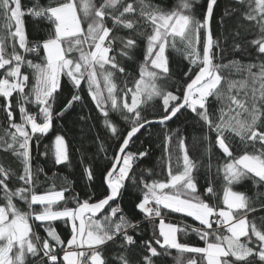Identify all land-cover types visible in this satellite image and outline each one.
<instances>
[{
    "label": "snow or ice",
    "instance_id": "6c2138e0",
    "mask_svg": "<svg viewBox=\"0 0 264 264\" xmlns=\"http://www.w3.org/2000/svg\"><path fill=\"white\" fill-rule=\"evenodd\" d=\"M235 3L240 7L226 9L225 16L239 12L243 21L256 27L257 35L248 43L260 58L259 64L230 62L247 72L241 80H226L221 74L223 66L216 63L224 51L213 31L218 0H203L202 4L200 0H180L174 9L153 0H49L47 4L35 0L28 7L23 0H0V19L4 21L0 31V111L8 129L14 130L7 131L10 140L4 144L22 164V172L15 178L17 187H12L10 170L0 166V264H61V254L62 264H108L104 253L109 244L124 250L118 258L120 264H132L128 254L141 248L143 260L136 264H154L152 258L168 249L194 254L188 264H264V223L249 219L257 205L264 210V0ZM27 17L45 30L42 35L35 39L29 35ZM118 31L122 34L117 35ZM138 37L144 40V56L139 78L130 85V73L120 58H132L140 46ZM233 47L242 49L235 37ZM169 49L181 51L190 64L183 73L182 95L179 87L173 92L157 83L172 79ZM33 54L41 62H34ZM25 68L32 70L31 77ZM117 73L125 82L123 87L117 83ZM64 77L72 86L70 98L57 107ZM85 84L111 133L109 138L118 143L110 157L106 154L111 163L103 174L102 197L89 195L82 200L79 195L72 196L75 206L70 207L69 188L36 190L32 144L38 150L55 120L83 100ZM156 97L162 100L163 112L149 119L141 106ZM185 111L207 128L205 139L215 133L214 146L226 158L219 169L226 182L223 208L212 202L213 180L200 192L196 164L182 136L178 139L182 156L173 166L170 145L178 133H165L164 179L135 175L137 161L149 155L146 150H131L137 134L154 124L167 129L168 122ZM113 113L129 122L130 128L121 130ZM231 137H238L245 149L251 146L255 151L235 155ZM54 147L55 164L70 163L63 135L55 136ZM85 176L89 182L95 180L90 166L85 168ZM244 180L252 181L255 199L233 189ZM129 184L140 193L135 209L149 223L159 218L155 245L163 253L151 241L137 239L141 223L135 220L136 213L130 217L118 203ZM18 202L26 204L29 211H22ZM37 205L39 210L34 208ZM172 213L191 217L200 227L182 220L166 223L165 217ZM56 222L68 229L67 237L62 238ZM37 226L44 236L36 231ZM189 229L199 235L204 246L178 239V234H187Z\"/></svg>",
    "mask_w": 264,
    "mask_h": 264
},
{
    "label": "trees",
    "instance_id": "16d2710c",
    "mask_svg": "<svg viewBox=\"0 0 264 264\" xmlns=\"http://www.w3.org/2000/svg\"><path fill=\"white\" fill-rule=\"evenodd\" d=\"M26 7L35 3V0H23ZM42 4H47L49 0H40ZM180 0H153L154 4L166 6L168 9H174L178 5ZM203 3V0H200ZM240 5L235 3V0H218V7L215 9V20L213 22V31L215 38L218 39L220 47L224 50L222 56L218 57L216 63L222 65L221 74L226 80H241L247 76L246 71H240L237 67L233 66L230 62H237L239 64L260 63V58L257 56L251 45L248 43L257 35V29L254 25L249 24L241 19L240 13L230 14L225 16V10H231L233 8H239ZM199 11V9H198ZM223 17V27H221V18ZM4 21L0 19V31L3 29ZM27 29L29 35L35 39L38 35H42L45 31L41 27H38V22L33 20L32 17H27ZM140 30H144V25H140ZM126 31V30H125ZM239 36L236 37V33ZM121 32H117V35H121ZM234 37L235 42L242 46L240 51L234 49ZM140 46L135 50L131 59L127 57H121V63L126 67L130 73L128 83L134 79L139 78L140 64L143 62L144 56V40L142 37H138ZM182 48V45H180ZM117 52L119 51V42L116 45ZM168 55L171 57V80H160L157 83L165 88L176 92L177 88H181L182 95V82L186 79L183 75L188 70L190 64L185 59L181 51L169 49ZM34 62H41L39 57L34 54L30 56ZM30 77L32 76L31 69H24ZM253 72H257L258 68H253ZM64 91L60 95L57 107L62 106L63 102H66L70 98L71 84L68 83L67 78L64 77ZM34 82V80H33ZM117 83L123 87L124 80L117 73ZM102 85V82H101ZM103 86V85H102ZM83 100L80 101L73 110L65 113L62 119L55 120L54 128L49 132L46 137H43L40 145L32 144L33 155V174L37 180V191L43 192L46 189L60 190L63 187H67L71 190V194L68 199V206L74 207L71 197L79 195L80 199H86L89 195H94V198L102 197L105 186L103 185V174L106 168L110 165L111 160L106 158L111 156L116 149L117 141L111 137V133L107 131L102 123V117L95 105L92 103L91 98L88 96L87 85H84V90L81 93ZM106 94V93H105ZM32 107V106H30ZM144 114L149 119H154L157 114H162L163 105L162 100L159 97L154 98L152 101L142 105ZM215 108V103L213 104ZM33 111L36 109L33 107ZM84 117V119H81ZM113 117L117 123V126L121 130H127L130 128L129 122L122 119L118 114L113 113ZM7 131H14L8 129V125L4 118V113L0 111V166L10 170L13 174L12 187L19 186L15 182L16 176L22 172V164L19 158L14 156L10 150H5V140H10L7 136ZM171 131L178 133L173 135L171 139V150L173 156V166L175 167V159L182 156L179 151L178 139L179 136L184 137L185 147L189 153L190 159L196 164L194 174L199 181V190L203 193V189L207 186L209 180L214 181L215 196L213 203L223 208V193L226 182L223 181V174L219 171L220 167L226 162V158L223 153L216 148L215 145V133H212L209 139H205L208 136V130L203 126L202 122H199L191 112L185 111L184 115L179 116L178 119L174 118L168 122V128L159 124H154L147 128V130H141L138 133V138H134L135 143L130 145L133 152L137 150H146L149 155L143 159L137 161L135 166V175L137 178L144 177L149 180L152 179H164L167 176V155L165 153V133ZM63 135L68 145V151L70 154V163L57 166L54 162V138L56 135ZM126 134V131H125ZM231 141L236 145L235 155L243 154L244 151L253 152L255 149L251 146L245 147L241 143L238 137H231ZM259 147V145H257ZM103 149V150H101ZM40 153H46L41 155ZM182 163V160H181ZM91 167L95 174V180L89 182L85 176V168ZM43 169V171H41ZM148 170H151L149 172ZM236 191L245 192L249 197L255 199L256 189L252 185L251 180H244L240 184L232 186ZM261 191H264L262 189ZM140 193L129 184L128 190L120 198L118 203L123 208L125 214L131 217L135 212V220H139L141 227L138 230L140 235L137 236L138 240H149L158 251L164 252L163 249H159L158 245H155V238L158 237V223L157 218L153 223H149L142 213H139L135 209V203ZM207 199V197H204ZM3 200L0 199V204ZM18 207L22 211H29L26 204L18 202ZM36 210H39V206H34ZM258 210L249 215V219L255 218L257 224L264 223V210ZM166 211V210H165ZM191 225L192 227H200L197 221H194L191 217H181L180 214L172 213L165 217L166 222L178 223L179 221ZM135 222V221H134ZM58 231L61 233L62 238L67 237L68 229L65 228L62 222H56ZM36 231L44 236L45 233L39 226L36 227ZM178 239L181 242L189 243L193 246H204L203 241L200 240L199 235L190 229L187 234H178ZM124 250L121 249L118 244H109L105 249V256L107 257L108 264H120L119 256L123 254ZM143 249H135L128 254V258L132 261V264H136L137 261L143 260ZM194 254L181 253L176 249H168L166 254L153 257L154 264H188V259ZM198 258V257H197ZM62 264V254H61Z\"/></svg>",
    "mask_w": 264,
    "mask_h": 264
},
{
    "label": "rangeland",
    "instance_id": "374dc122",
    "mask_svg": "<svg viewBox=\"0 0 264 264\" xmlns=\"http://www.w3.org/2000/svg\"><path fill=\"white\" fill-rule=\"evenodd\" d=\"M53 148H54V153H55V147H54V144H53ZM166 222V221H165ZM167 223V222H166ZM162 239V238H161Z\"/></svg>",
    "mask_w": 264,
    "mask_h": 264
}]
</instances>
